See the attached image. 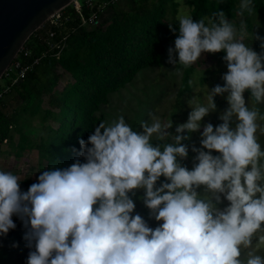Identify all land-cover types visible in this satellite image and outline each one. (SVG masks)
Wrapping results in <instances>:
<instances>
[{"label": "clouds", "instance_id": "clouds-1", "mask_svg": "<svg viewBox=\"0 0 264 264\" xmlns=\"http://www.w3.org/2000/svg\"><path fill=\"white\" fill-rule=\"evenodd\" d=\"M254 12L253 0H240L239 28L223 11L198 21L178 14L168 63L189 68L202 53L224 51L228 70L206 102L188 101L192 110L175 134L168 131L171 119L153 113L139 131L120 116L100 122L79 140L74 163L43 171L27 191L18 175L0 170V236L15 229L13 216L21 219L26 246L34 248L27 264H264V150L257 135L264 134L258 107L264 104V51L245 42L243 19ZM256 38L264 49V37ZM224 93L223 123L203 126L190 170L181 163L189 154L184 133L199 131L202 118L217 108L214 97ZM162 176L166 182L157 186ZM140 189L150 218L161 222L155 228L132 214L131 197Z\"/></svg>", "mask_w": 264, "mask_h": 264}, {"label": "trees", "instance_id": "trees-1", "mask_svg": "<svg viewBox=\"0 0 264 264\" xmlns=\"http://www.w3.org/2000/svg\"><path fill=\"white\" fill-rule=\"evenodd\" d=\"M121 3L122 6L102 18L96 28L83 27L77 19L56 28L58 41L66 36V49L59 56L50 53L43 58L15 87L14 96L10 99L5 96L0 102V145L9 140L11 130L23 115H40L46 132L35 143L25 140L28 143L25 149L36 147L46 170L68 167L78 158L79 140H87L104 121V116L98 112L110 101V95L125 88L143 69L164 63L169 42L179 35L177 16L181 0H123ZM186 3L191 7L193 20L223 11L226 19L239 22L240 0H186ZM253 4L254 14L246 13L243 17L250 32L254 29L253 17H259L264 24V0H253ZM84 11L89 14L88 9ZM25 48L31 52L24 58L26 61L42 56L48 48L47 35L37 30ZM222 54L226 55L224 51ZM191 69L192 66L187 71L186 82ZM64 76L68 81L59 89ZM190 90V87L182 88L179 97ZM245 93L250 95L248 91ZM14 101L19 103L12 107ZM191 138L192 133L183 143L190 146ZM195 155L194 152L188 154ZM79 159L85 162L83 157ZM36 182L38 180L24 178L19 183L21 189L27 191ZM12 219L15 229H10L7 236H0V264H27L28 254L34 248L26 246L23 238L26 229L21 219L17 216ZM13 243L18 247H13Z\"/></svg>", "mask_w": 264, "mask_h": 264}, {"label": "rangeland", "instance_id": "rangeland-1", "mask_svg": "<svg viewBox=\"0 0 264 264\" xmlns=\"http://www.w3.org/2000/svg\"><path fill=\"white\" fill-rule=\"evenodd\" d=\"M122 4L123 3L110 8L106 13H113L114 10L117 8L119 9ZM181 10L191 14V7L186 3V0H181L178 14ZM106 13L102 16L103 19ZM241 19L242 18L239 17V22H233L236 23L235 25L238 28ZM253 24V31L250 32L247 28V38L245 42L259 53L264 51V49L261 48V40L256 37H264V24L260 22V18L257 16H255V18L253 17ZM170 47L174 48V40L170 41L168 44L167 51L164 55V63L162 65L150 66L143 69L125 88L110 95V101L102 105L98 112L99 115L104 116L103 122L110 123L112 120L123 116L126 123H128L133 130L139 131L141 122H150L149 114L153 113L162 120L171 119L173 124L168 131L175 134L177 125L186 122L192 110L188 101L194 96H199L202 102H206L208 90H211L216 85H224L225 81L222 79V76L228 69L227 64L223 62L222 51L217 53H202L198 61L192 65V69L189 71L190 78L188 82H186L187 71L190 67L184 68L179 64L175 66L168 63V49ZM176 59L178 61V55ZM204 77H206L205 82H203ZM67 81V76H64L59 85V89H62ZM190 81L191 83H189ZM8 83H10L8 79H0L1 88H4ZM188 87H190L191 90L182 97H179L178 94L181 89ZM15 93L14 87V89L6 95L7 99L12 98ZM226 96L227 93L219 94L214 97L217 108L214 112H210L203 117L200 130L192 133L189 152H192V146L197 148L201 147V133L205 124L211 123L215 128V126L223 123L219 117L229 106ZM244 97L246 102L250 100V95L247 93H244ZM18 103V101H14L12 107L17 106ZM249 105L251 106V101H249ZM12 107L10 111L14 110ZM258 107L261 109V112L264 113V104L258 105ZM260 124L261 127L264 128V121H260ZM45 132L44 121L40 115H23L17 123V126H14L11 130V137L9 140L0 145V170L10 171L18 175L20 179L30 178L38 180V176L46 170V167L41 165V152L36 147L33 149H25L28 145L26 141L29 139L31 143H35L36 140L39 141L41 139V135ZM184 134L187 135L188 133L185 131ZM257 135L259 136L262 150H264V134L258 132ZM212 154L218 155L214 150ZM193 158L194 156H188L181 161L182 165L191 170L194 164ZM161 182H166L163 176L157 181V186H159ZM198 191H202V188L198 189ZM143 195L144 190L140 189L136 191L135 196L131 197L135 203V209L132 214H140L150 227L155 228L161 222L156 221L154 218H150V210L144 205L141 199ZM227 203L228 202L225 200L220 207L226 206ZM261 254H264V250L261 251Z\"/></svg>", "mask_w": 264, "mask_h": 264}, {"label": "built area", "instance_id": "built-area-1", "mask_svg": "<svg viewBox=\"0 0 264 264\" xmlns=\"http://www.w3.org/2000/svg\"><path fill=\"white\" fill-rule=\"evenodd\" d=\"M123 0H73L69 5L54 13L42 26L41 31L47 35V50L43 51L42 56L35 58L33 61H26L24 58L30 55V50L22 48L17 57L4 72L2 78L10 81L4 88L0 87V102L14 87L26 78L28 73L32 71L43 58L48 55L54 57L59 56L66 47V36H61V40H57L58 32L56 28H61L67 23L77 19L78 23L83 27L96 28L100 25L102 16L111 7L118 5ZM88 9L89 14L85 13ZM38 29V30H39ZM59 50L57 53H54Z\"/></svg>", "mask_w": 264, "mask_h": 264}, {"label": "water", "instance_id": "water-1", "mask_svg": "<svg viewBox=\"0 0 264 264\" xmlns=\"http://www.w3.org/2000/svg\"><path fill=\"white\" fill-rule=\"evenodd\" d=\"M73 0H0V79L28 39Z\"/></svg>", "mask_w": 264, "mask_h": 264}, {"label": "crops", "instance_id": "crops-1", "mask_svg": "<svg viewBox=\"0 0 264 264\" xmlns=\"http://www.w3.org/2000/svg\"><path fill=\"white\" fill-rule=\"evenodd\" d=\"M119 4H120V3H119ZM105 13H106V12H105ZM105 13H104V15H105ZM104 15H103V16H104ZM109 15H111V13H106V16H105V17H108ZM105 17H104V18H105Z\"/></svg>", "mask_w": 264, "mask_h": 264}]
</instances>
